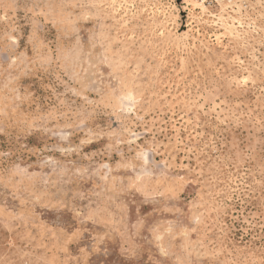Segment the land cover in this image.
<instances>
[{"label":"rangeland","instance_id":"374dc122","mask_svg":"<svg viewBox=\"0 0 264 264\" xmlns=\"http://www.w3.org/2000/svg\"><path fill=\"white\" fill-rule=\"evenodd\" d=\"M0 264H264V0H0Z\"/></svg>","mask_w":264,"mask_h":264}]
</instances>
